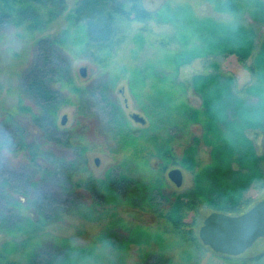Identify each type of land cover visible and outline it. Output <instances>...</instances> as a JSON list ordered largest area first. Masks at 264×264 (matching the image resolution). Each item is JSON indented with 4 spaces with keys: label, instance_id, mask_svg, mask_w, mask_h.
Listing matches in <instances>:
<instances>
[{
    "label": "trees",
    "instance_id": "16d2710c",
    "mask_svg": "<svg viewBox=\"0 0 264 264\" xmlns=\"http://www.w3.org/2000/svg\"><path fill=\"white\" fill-rule=\"evenodd\" d=\"M200 1L208 4L209 14H198L189 0H163L150 8L145 6L143 0H74L71 5L67 0H0V30L10 28L17 37L32 40L34 57L20 81V87L32 106L20 104L18 110L30 114L33 125L40 133L39 138L36 134L31 136L27 126L17 123L13 112L0 116V233H35L66 214L96 219V213L90 211L93 205L90 208L83 207L70 198L73 187L77 185H84L92 195L97 194L106 202L132 203L133 207L152 211L173 225H180L182 213H176L179 204L169 194L164 193L163 177L149 174L150 167L146 160L138 159L132 153L134 159L108 167L101 177L87 175L74 178L86 169L83 147L74 146L66 133H59L56 129V113L69 99L64 86L73 82L71 64L74 57L90 56L91 47H96L95 60L107 61L112 42H119L127 32L130 22L142 24L130 36V42L135 44L136 51L143 48L146 41L149 44L154 41L157 43L155 57L148 59L147 65L154 69H169L175 78L178 68L194 59L215 62L218 56L230 54L235 55L250 73L248 84L235 87V90L234 77L231 74L206 71L191 75L186 82L175 81L177 85H173L169 93L152 90V94L146 96L147 102L154 107V113H149L150 126L158 122L159 125L182 133L188 129L189 123L202 124V135L190 137L185 148V153L189 151L190 157L199 144L207 145L209 152L212 144L205 136L207 123L197 120L195 107L187 104L181 97L185 87L192 88L200 95L202 106L203 100L206 101L209 94L205 90L214 86L218 87L219 92L232 94L237 102L245 99L244 97L256 96L252 113L244 126L246 129L261 132V151L256 150L252 138L238 139L241 142L237 145L239 149L234 154L233 161L237 169L232 165L233 169L229 172L235 179L241 177L239 188L234 192L224 188L221 194L206 186L209 184L207 176L202 181L204 195L207 197L205 201L215 211L228 214L241 212L239 205L243 200L239 193L244 183L264 181V34L258 37L246 21V14L264 21V0ZM61 21L64 25L53 30L54 24ZM148 22L167 24L171 31L152 36L147 32L150 30L147 28ZM117 77L116 74L110 76V83L114 84ZM136 77L129 78V84ZM254 106L259 109L254 111ZM111 117L110 123L114 127L112 131L118 144L122 147H134L129 141V138L134 137V132L114 105L111 108ZM144 131L149 134L154 130L147 127ZM43 136L42 141L40 138ZM149 136L150 141L146 144L149 151L161 159V163H166L167 158L168 161H173L169 139L159 138L158 134ZM241 147H245L244 150ZM4 153H22V156L18 164L13 166ZM208 164L204 163L203 168H209ZM121 166L126 167L130 174L136 173L138 179L123 173ZM244 167L246 173L250 171L246 179L245 174L240 171ZM250 167H254V170H250ZM48 182H52L55 185L53 188H59L61 193L41 189ZM122 193L127 195L124 194V200H118ZM190 201L193 203L195 199ZM190 201L180 204L186 208L191 204ZM123 227L132 232L121 238L117 245H112L115 232L111 234L109 228L99 232L95 238L100 242V248L112 245L117 250L120 244L124 247L128 242L141 243V224ZM44 241L37 240L34 248L29 251L28 264H64L85 251L83 247L75 245L71 239L65 237L52 239L49 248L43 247ZM150 254L151 252H147L146 257ZM117 258L111 263L120 262V258ZM162 259L159 257L156 260L160 262Z\"/></svg>",
    "mask_w": 264,
    "mask_h": 264
},
{
    "label": "rangeland",
    "instance_id": "374dc122",
    "mask_svg": "<svg viewBox=\"0 0 264 264\" xmlns=\"http://www.w3.org/2000/svg\"><path fill=\"white\" fill-rule=\"evenodd\" d=\"M162 1L143 0L145 6L149 8L157 6ZM189 1L198 14L210 13L206 2ZM73 2L74 0H67L69 5ZM246 21L253 27L258 37L264 34V21L251 18L248 14H246ZM63 25L62 21L55 23L53 30H58ZM148 26L150 30L148 29L147 32L152 36L171 31V27L167 24L148 22ZM140 27L142 24L139 22L129 23L127 32L122 35L119 42H112L114 45H111L107 61L95 60L96 47H91L89 53L92 55L90 56L74 57L71 64L73 82L64 86L69 99L56 113V129L59 133H66L74 146L83 147L86 169L79 172L81 174H76L74 178L87 177V175L101 177L108 167L134 159L132 153H135L138 159L146 160L150 167L149 174L161 175L164 193L169 194L170 198L179 204L176 213H182L180 225L175 226L169 220L156 216L152 211L133 207L132 203L106 202L97 194L92 195L84 185H77L73 187L70 198L83 207L93 205L90 211L95 212L97 218L66 214L60 220L45 225L43 229L35 233L32 231H19L15 234L0 233V264H28V253L34 248L37 240L40 239V242L45 240L43 247L49 248L52 239L60 237L71 239L75 245L85 250L83 254L76 255V259L64 264H112L111 261L117 257L120 258V262L116 264H153L154 261L155 264H264V237L256 240L242 254L232 257L216 253L203 244H197V242L201 243L197 232L202 219L209 212L216 210L205 201L207 197L203 191V177L207 176L209 180L206 186L221 194L224 188L232 189L234 192L242 181L241 177L235 179L230 173L233 167L237 169L233 161L234 154L239 149L237 145L241 142L238 139L252 138L256 150L261 151V132L246 129L244 126L252 113V104L256 101V96L244 97L245 99L237 102L232 94L219 92L218 87L213 85L214 87H210V90H205L209 91V94L206 96V101L203 100L202 106L200 95L192 88L185 87L181 97L187 104L195 107V118L207 123L205 136L212 144L211 152L207 145L199 144L191 157L189 151L185 153V148L190 142V137L202 135V124L189 123L188 129L182 133L171 130L165 125H159L158 122L150 126L149 113H154L152 112L154 107L146 100V96L152 94V90L169 93L173 85H177L175 81L186 82L196 73L206 71L229 73L234 77L233 90L235 87L248 84L251 79L250 73L235 55L230 54L218 56L215 62L194 59L179 67L175 78L169 69H154L147 65L148 59L155 57L157 44L155 41L153 44L146 41L143 48L135 50V44L130 42V36ZM170 44L174 46L173 42ZM132 48H134L133 51ZM33 57L32 40L17 37L10 28L0 30V116L6 112H13L17 123L27 126L31 136L36 134L35 136L39 138V129L33 125L30 114L18 110L20 104L31 105L30 99L28 96L25 97L20 87V81ZM81 67L86 70L84 75L79 72ZM113 74L118 77L114 84H111L109 80ZM135 76H137L136 79L129 84V78ZM113 105L118 107L127 120L130 130L134 132V137L129 138L130 144L134 147H122L118 144L117 137L112 131L113 124L110 123ZM131 113L143 116L145 122L134 121L130 117ZM62 115L67 117L64 124L60 123ZM147 127H152L154 130L149 134H158L159 138L169 139L173 161L172 159L168 161L169 158H167L166 163L164 161L161 163L159 161L161 159L149 151L146 144L150 141V136L144 131ZM40 140L43 141L44 136ZM241 148L244 150L245 147ZM4 154L13 166L18 164L22 156V153ZM95 158L98 159L97 163ZM204 163H209V168L207 166L203 168ZM172 167H179L183 173L182 184L179 187H176L166 175L167 170ZM250 168L254 170V167ZM121 170L129 176L132 175L134 179H138V175L133 172L130 174L126 167L121 166ZM240 171L245 174V179L250 172L246 173V167ZM244 184L239 193L243 200L239 205V211L248 208L264 194V181ZM53 186L55 185L52 182H48L44 183L41 189L51 193H61L59 188L55 189ZM124 194L127 195L122 193L118 200L121 198L124 200ZM194 199L192 203L190 200ZM189 201L191 204L186 208L180 204V202L188 203ZM134 224H141L143 229L141 243L128 242L124 247L120 244L117 250L113 249L112 245H117L121 238L132 232L123 226ZM108 228L111 234L115 232L113 244L100 248V242L96 241L95 236ZM147 252H151L148 258ZM159 257L163 259L157 262L156 259Z\"/></svg>",
    "mask_w": 264,
    "mask_h": 264
},
{
    "label": "water",
    "instance_id": "95a60500",
    "mask_svg": "<svg viewBox=\"0 0 264 264\" xmlns=\"http://www.w3.org/2000/svg\"><path fill=\"white\" fill-rule=\"evenodd\" d=\"M85 68L79 72L85 74ZM130 117L139 123L145 119L138 113H131ZM66 115H62L60 123L66 122ZM95 162L98 159L95 158ZM166 175L176 186L182 184L183 175L179 167L169 168ZM201 243L212 251L229 256L242 254L255 240L264 236V195L248 209L228 214L221 211H211L203 219L198 228Z\"/></svg>",
    "mask_w": 264,
    "mask_h": 264
},
{
    "label": "flooded vegetation",
    "instance_id": "af4514ba",
    "mask_svg": "<svg viewBox=\"0 0 264 264\" xmlns=\"http://www.w3.org/2000/svg\"><path fill=\"white\" fill-rule=\"evenodd\" d=\"M182 175H183V173H182ZM171 182H172V181H171ZM172 183H173V182H172ZM173 184H174V183H173ZM174 185H175V184H174ZM175 186H176V185H175ZM176 187H179V186H176ZM263 195H264V194H263ZM263 195H262V196H263ZM262 196H261V197H262ZM261 197H260V198H261ZM260 198H259V199H260ZM259 199H258V200H259ZM258 200H256L255 202H257ZM255 202H254V203H255ZM254 203H253V204H254ZM253 204H252V205H253ZM252 205H250V206H252ZM250 206H249V207H250ZM249 207H248V208H249ZM248 208H246V209H248ZM246 209H244V210H246ZM244 210H243V211H244ZM241 212H242V211H241ZM262 237H264V236H262ZM260 238H261V237H260ZM258 239H259V238H258ZM258 239H257V240H258ZM255 241H256V240H255ZM253 244H254V243H253ZM251 246H252V245H251ZM247 249H248V248H247ZM247 249H246V250H247ZM237 256H238V255H237Z\"/></svg>",
    "mask_w": 264,
    "mask_h": 264
}]
</instances>
